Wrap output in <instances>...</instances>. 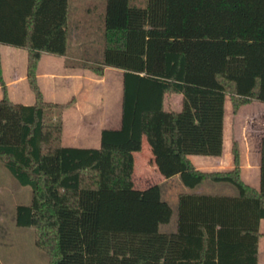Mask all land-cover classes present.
Wrapping results in <instances>:
<instances>
[{
  "label": "trees",
  "instance_id": "trees-1",
  "mask_svg": "<svg viewBox=\"0 0 264 264\" xmlns=\"http://www.w3.org/2000/svg\"><path fill=\"white\" fill-rule=\"evenodd\" d=\"M69 0H0V44L25 48L34 104L14 102L0 52V161L25 185L19 226L36 231L51 264H259L264 235V137L261 185L235 167L208 171L191 155L224 152L226 105L264 102V0H107L104 51L93 72L124 69L122 126L102 131L99 147L63 144V111L38 80L44 52L68 53ZM182 95L179 110L166 99ZM147 138L159 171L179 175L178 228L162 187H135L136 151ZM229 183L235 193L197 192Z\"/></svg>",
  "mask_w": 264,
  "mask_h": 264
},
{
  "label": "crops",
  "instance_id": "crops-1",
  "mask_svg": "<svg viewBox=\"0 0 264 264\" xmlns=\"http://www.w3.org/2000/svg\"><path fill=\"white\" fill-rule=\"evenodd\" d=\"M132 1L139 5H145L147 0ZM106 4L107 0H74L71 12L69 6L68 53L56 55L44 52L39 61L38 80L45 99L60 103L74 100V103L63 111V144L65 146L99 147L101 145L103 129H118L122 126L124 69L106 65L104 74L99 75L89 67L91 64L100 63L103 59ZM0 52L3 77L8 85L11 99L14 102L34 104L36 96L28 80V50L12 45L0 44ZM2 97L3 90L0 82V98ZM181 105V94H174L166 99L167 107L179 110ZM259 108L264 109V102L253 101L252 103L243 105L239 110V114L245 111V117L251 116L254 110ZM252 129H255L259 135L258 133L255 135L252 131L251 137H248L244 135L242 129V132L238 133L236 140L240 143L241 147L243 179L247 184L260 188L261 146L264 137V125L255 128L252 126ZM145 139L147 138L145 137ZM230 148V145L226 141L225 122L223 155H191L190 157L194 164L202 170H231L235 167V162H233L234 158L233 155L231 156ZM150 149L152 151L151 146ZM141 150L134 153L135 169L133 180L135 187L143 190L154 184L148 186L136 184L135 180L139 163L141 161L143 164L145 163V155H140ZM137 153L139 154L137 155ZM150 156L156 164L155 157L151 152ZM137 159L138 165L136 166ZM208 160H211L215 164L217 162V167H207L206 161ZM226 160L230 163V168L224 165L226 164L224 163ZM156 167H158L157 164ZM158 173L166 182L179 176L166 177L159 169ZM218 184L220 186L215 185V183H205L196 191L220 194L236 192V189L229 183ZM181 191L177 194V209L178 195ZM168 202L170 203V201ZM170 205L174 213V206L171 203ZM263 224L264 220L262 221V226ZM177 228L178 216L176 224L172 222L171 218L168 223L161 225V230L169 232H174Z\"/></svg>",
  "mask_w": 264,
  "mask_h": 264
},
{
  "label": "rangeland",
  "instance_id": "rangeland-1",
  "mask_svg": "<svg viewBox=\"0 0 264 264\" xmlns=\"http://www.w3.org/2000/svg\"><path fill=\"white\" fill-rule=\"evenodd\" d=\"M73 5L74 0H69L70 12L73 9ZM244 114L245 111L240 114L239 112H234L231 99L228 97L225 122L226 141L231 147V156L233 155V143L237 139L238 133L242 132V129L244 135L249 137L252 135V131L255 135L258 133L255 129H252V126L255 128L264 125V109H255L251 114L252 117L250 115L245 117ZM142 148L140 155H145V163L143 164L142 161H139L136 184L139 186L160 184L163 198L170 201L174 206L172 222L176 224L178 216L177 194L182 189L190 188L183 184L179 176L169 182L164 181L159 176L158 167H156L154 160L150 156V152L151 154L153 153L147 139L144 140ZM224 163H226L224 164L226 167L230 168L231 165L227 160ZM206 164L207 167H217L218 165L217 162L215 164L211 160L206 161ZM215 185L220 186L218 183H215ZM32 196V187L22 184L11 170L0 161V264H51L48 253L36 243L35 229L19 226L16 222L17 205L30 203ZM262 228L264 231V224ZM260 264H264V235L260 242Z\"/></svg>",
  "mask_w": 264,
  "mask_h": 264
}]
</instances>
